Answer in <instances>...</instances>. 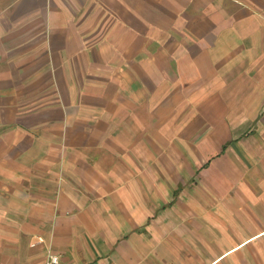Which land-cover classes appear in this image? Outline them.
<instances>
[{
	"label": "crops",
	"instance_id": "crops-1",
	"mask_svg": "<svg viewBox=\"0 0 264 264\" xmlns=\"http://www.w3.org/2000/svg\"><path fill=\"white\" fill-rule=\"evenodd\" d=\"M264 264V0H0V264Z\"/></svg>",
	"mask_w": 264,
	"mask_h": 264
},
{
	"label": "built area",
	"instance_id": "built-area-1",
	"mask_svg": "<svg viewBox=\"0 0 264 264\" xmlns=\"http://www.w3.org/2000/svg\"><path fill=\"white\" fill-rule=\"evenodd\" d=\"M44 264H59V256L48 252Z\"/></svg>",
	"mask_w": 264,
	"mask_h": 264
}]
</instances>
